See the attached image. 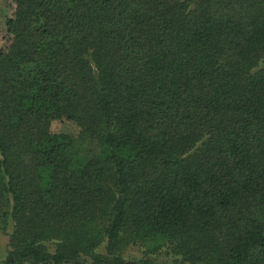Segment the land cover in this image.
Masks as SVG:
<instances>
[{
  "label": "trees",
  "instance_id": "1",
  "mask_svg": "<svg viewBox=\"0 0 264 264\" xmlns=\"http://www.w3.org/2000/svg\"><path fill=\"white\" fill-rule=\"evenodd\" d=\"M8 5L0 264H264V0Z\"/></svg>",
  "mask_w": 264,
  "mask_h": 264
},
{
  "label": "rangeland",
  "instance_id": "2",
  "mask_svg": "<svg viewBox=\"0 0 264 264\" xmlns=\"http://www.w3.org/2000/svg\"><path fill=\"white\" fill-rule=\"evenodd\" d=\"M8 15H10L8 0H0V36H4L6 34L4 19ZM50 130L51 132H55V133L62 132L71 135L74 138H77V135L79 133L78 126H76L75 123L67 120L52 121L50 125ZM87 146L88 145L86 143L82 145L79 151V155L84 154V149L86 150ZM10 228H11V222H9L7 231H9ZM7 231H2L0 229V262L3 260L8 248L7 246L8 236L6 233ZM96 252L100 253L102 252V249H97ZM121 255L124 258H128V259L148 258L155 264H168L173 260L174 261L178 260V258L172 255L171 252H169V250L166 248L161 249L157 253L147 254L145 253L144 249L138 245H129L125 247Z\"/></svg>",
  "mask_w": 264,
  "mask_h": 264
}]
</instances>
